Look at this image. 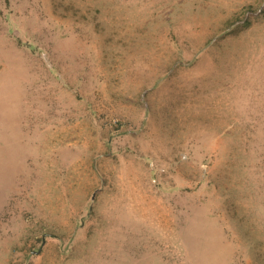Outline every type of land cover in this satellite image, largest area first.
I'll list each match as a JSON object with an SVG mask.
<instances>
[{
  "label": "rangeland",
  "instance_id": "1",
  "mask_svg": "<svg viewBox=\"0 0 264 264\" xmlns=\"http://www.w3.org/2000/svg\"><path fill=\"white\" fill-rule=\"evenodd\" d=\"M0 264H264V0H0Z\"/></svg>",
  "mask_w": 264,
  "mask_h": 264
}]
</instances>
